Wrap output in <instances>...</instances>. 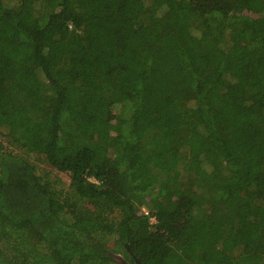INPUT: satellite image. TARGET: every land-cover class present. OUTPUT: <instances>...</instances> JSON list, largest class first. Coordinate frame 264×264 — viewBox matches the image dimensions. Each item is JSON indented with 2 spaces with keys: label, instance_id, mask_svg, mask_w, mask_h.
<instances>
[{
  "label": "trees",
  "instance_id": "16d2710c",
  "mask_svg": "<svg viewBox=\"0 0 264 264\" xmlns=\"http://www.w3.org/2000/svg\"><path fill=\"white\" fill-rule=\"evenodd\" d=\"M0 81V264H264V0H0Z\"/></svg>",
  "mask_w": 264,
  "mask_h": 264
},
{
  "label": "rangeland",
  "instance_id": "374dc122",
  "mask_svg": "<svg viewBox=\"0 0 264 264\" xmlns=\"http://www.w3.org/2000/svg\"><path fill=\"white\" fill-rule=\"evenodd\" d=\"M9 91H10V85L8 83L0 81V98L6 97V95L9 93ZM41 109H42V111H44L46 113L53 112V104L51 102L43 103L41 105ZM217 123L219 125H222V121L221 120H217ZM223 130H225L226 133L228 135H230V133H231V129L230 128H224ZM0 140H3V139H1V137H0ZM16 153L20 154V155L23 154L25 156V158H27L30 162L35 163L39 167V173L40 174H42L43 172H50V173H52V175H54L56 173L55 170H53L51 167H49L45 163L44 159L41 156L32 154L30 152H27V150H24V149H21V148H20V150H17ZM183 168L184 169L187 168L189 170V167H185L184 166ZM198 172H200V174H201V171H198ZM59 178L62 181V183L64 184V188H66L68 186V183H69L68 176L65 175V174H60L59 173ZM196 178H197V174H195L190 179L194 180V182H195ZM29 231H30V235H31L32 239L37 241L38 240L37 236L33 232H31V229Z\"/></svg>",
  "mask_w": 264,
  "mask_h": 264
},
{
  "label": "built area",
  "instance_id": "2783aa9c",
  "mask_svg": "<svg viewBox=\"0 0 264 264\" xmlns=\"http://www.w3.org/2000/svg\"><path fill=\"white\" fill-rule=\"evenodd\" d=\"M142 213H143L144 216H149L147 210H145L144 208L142 209ZM149 223L150 224H154L155 223V219L153 217H149Z\"/></svg>",
  "mask_w": 264,
  "mask_h": 264
},
{
  "label": "water",
  "instance_id": "95a60500",
  "mask_svg": "<svg viewBox=\"0 0 264 264\" xmlns=\"http://www.w3.org/2000/svg\"><path fill=\"white\" fill-rule=\"evenodd\" d=\"M126 248H127V246H126ZM133 260H134V264H140V262H139L138 259H136V258L133 257Z\"/></svg>",
  "mask_w": 264,
  "mask_h": 264
}]
</instances>
